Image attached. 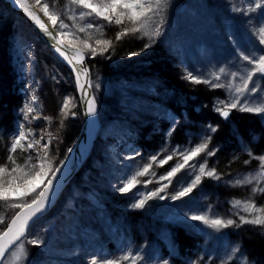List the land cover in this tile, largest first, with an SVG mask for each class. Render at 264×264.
Returning a JSON list of instances; mask_svg holds the SVG:
<instances>
[{
	"label": "rangeland",
	"instance_id": "1",
	"mask_svg": "<svg viewBox=\"0 0 264 264\" xmlns=\"http://www.w3.org/2000/svg\"><path fill=\"white\" fill-rule=\"evenodd\" d=\"M178 1L169 0L160 15L154 17L156 21L154 27L160 28V35L154 37L151 41L152 46L145 49L144 46L149 40L140 33L128 34L117 39V34L123 27L131 26L127 22L124 25L108 24L102 18L96 19L94 15L81 20L79 13L90 10L77 7L72 0H41V5L48 3L50 11L60 17L55 28L58 33H65L63 39L67 42L72 41L73 45L82 47L79 41L87 39L88 35L80 32L79 28L89 22L93 23V28L87 32L91 33L89 43L97 47L98 51L92 56L89 50H85L92 57V87L96 94L103 97L99 95L104 104V116L95 149L80 174L63 192L54 209L33 224L23 240L22 243L28 253L29 241L43 240V244L39 246L32 244L36 254L33 256L29 253L27 260L21 261V264H76L80 258L84 264H87V259L93 258H96L97 264H104L106 260H120V264H133L130 259H121L129 252L132 256L141 257L135 264H164L165 261L167 264H243L244 258L234 251L238 248L241 252V248L230 233L231 226L216 231L202 222L192 221L189 217L201 214L208 215L209 218H232L240 224V215H244L246 219H252L256 215L264 216V192L261 191L264 189V179H260L258 183L253 181L252 184L245 185L235 183L243 177L264 171L260 168L259 160V157L264 156V152H256L247 142V145H240L229 138L226 140L228 146L225 149L220 148L224 142L220 138L215 139L216 131L212 132L209 129L211 125L217 130V124L206 119L197 123L183 116L177 118L172 102L178 98L169 93L167 84L161 79L155 88L149 90H146V83L135 84L134 89L142 95L130 104L121 103L116 112L115 107H109L107 99L112 94L115 98L117 92L126 95L135 81L139 69L129 60L133 53L138 55L146 53L152 50L155 43L161 42L165 53L170 51L181 59V48L185 41H188L185 42L186 45H189V41L195 45L189 60L195 66V70L189 65H183L182 74L186 77L191 72L202 80H210L211 84L192 83L181 73L179 77L190 82L191 89H198L199 85H203L207 90L216 91L213 101L215 111L217 107H222L219 102L230 103L237 98L240 105L245 103L247 97L248 105L256 106L248 93L239 95L234 91L235 88L242 86L249 72L253 75L252 80L248 82V88L251 89L253 84H256L257 91L253 95H264L261 91L264 90V79L259 78L261 73L255 71L256 65L249 64L240 56V52L254 57L264 55V44L255 40V32L264 25V17L261 16L260 9L247 12L233 11L234 8L249 9L252 7V0H184L181 7ZM33 2L35 3V0ZM173 5H177V9L174 16H171L168 10ZM4 13H8V10L0 3V20L5 18ZM16 13L20 16L18 12ZM187 17L193 21L194 26L190 33H184L177 28V24ZM14 19L20 44L19 46L15 43L17 45L15 48L21 55L23 53L27 78L22 93L25 94V101L35 108L33 113L28 114L27 120L24 113L18 112L21 114L19 126L23 125L27 136V140L21 141L19 156L24 160L31 156L32 162L35 163L38 155L44 157L46 153L53 169L48 173L44 184L37 188V191H40L47 184V179H51L55 174V169L69 148L67 142L69 135L66 136V131L76 115H79L81 105L78 93H74L69 82L65 80V73L62 71L65 67L57 65L51 56L53 53L30 24L21 16ZM60 21L67 24L68 28L60 29ZM98 26H102L99 32L96 31ZM96 39L110 40L111 46L101 54L100 46L95 44ZM40 43L46 46L45 50L39 48ZM204 43L217 46V50L211 45L203 46ZM125 45L126 51L122 49ZM171 62L175 66L178 65ZM221 68L224 69L223 73L219 71ZM217 76L219 79H216ZM57 79L63 82L64 91L60 94L55 88ZM214 84H221L223 87L216 88L213 87ZM32 95L37 97L35 102L31 101ZM65 98H69L68 108L64 110L66 116L61 111ZM240 105L237 109L231 110L240 111ZM185 110L184 116L187 114ZM258 115L264 121V113ZM223 119L231 128L235 127L229 117ZM179 126L188 132L187 142L172 141V132ZM155 129L164 131L163 142L153 149L142 148L138 144L141 137L146 134L152 136L151 133ZM16 131L10 135L0 134V137L7 136L9 142L7 145L10 146ZM208 137L210 139H206ZM35 140H39L40 143L31 149L27 148V144ZM203 142H207L208 148L190 160L189 165H198L200 161H206V171L215 169L220 179L202 177L197 188L188 196L179 199L180 204L175 206L178 200H172L171 196L199 174L198 167L186 166L170 178L171 183L168 179L161 180L160 177L166 175L176 163L182 162L181 152L194 149ZM208 152L214 154L208 155ZM168 155H172L173 159L161 166L159 161ZM152 156H156L157 160L152 161ZM148 164L152 165L148 174L138 176L139 183L136 188L124 193L128 199L127 204L125 199L124 204L117 200L118 198L114 196L120 193L117 189L121 186L123 178L142 170ZM147 181L151 183H146ZM164 185H167V188L161 195L168 198L153 197L146 201L143 208L130 206ZM231 188L236 190L234 195L222 197V194L217 192V189L225 192ZM12 190L22 192L23 188L17 187ZM137 190L143 195L134 197L133 193ZM31 199L32 196H28L8 203L11 205L30 202ZM237 200L242 204L250 202L261 211L245 213L242 209L234 207ZM113 208L128 211L129 219L119 221L120 226L111 234V227L106 229L100 227L98 223L110 219L112 214L109 210ZM134 212H138L136 220L131 218ZM5 217L1 211L0 227L4 224ZM177 224L191 225L196 231L200 245L203 244L196 257L185 261L171 258V253H174L177 247L172 243L173 228ZM261 226L264 228V225ZM94 238H97V241H94ZM103 241L106 243L103 244ZM99 244L102 245L101 248H98ZM7 264H12L11 257Z\"/></svg>",
	"mask_w": 264,
	"mask_h": 264
},
{
	"label": "snow or ice",
	"instance_id": "2",
	"mask_svg": "<svg viewBox=\"0 0 264 264\" xmlns=\"http://www.w3.org/2000/svg\"><path fill=\"white\" fill-rule=\"evenodd\" d=\"M15 4L21 8L31 20L35 22L38 27L45 32L49 37H51L55 42L56 51L63 56L68 64L72 65L73 70L76 73V80L79 90L85 95H88V92L92 88L91 79L89 77V72L86 66H83L84 60V50L87 49L90 51L92 56L97 54V47H93L92 44L89 43V39L91 38V33H88V29L93 28V23L89 22L84 27H80V32H85L88 35L87 39H83L79 41V44L82 46L77 48L76 50H71L75 46L72 44V41H69L68 44H65L63 39H59L65 35V33L60 32L56 35L53 34L52 31L49 30V26L41 19V17L37 14L36 9L38 8L40 12L44 14L51 21V26L54 28L57 24V21L60 17L50 11V7L48 3H43L41 5V0H35V4H29L28 0H13ZM72 3L77 7L90 11H81L79 13V18L83 20L85 17L95 16L96 19H103L108 24L115 25H124L125 22L131 25L130 27L125 26L123 29L117 34V39L128 35V34H137L140 33L142 37H147L149 43L145 44V49L151 47V41L154 37L160 35V28L154 27L156 21L154 17L159 16L164 8L167 7L169 0H72ZM261 10V16L264 17V0H252V7L249 9H236L233 11H256ZM75 19V16L72 17ZM162 22V18H161ZM60 29L68 28V25L63 21H60L59 24ZM102 26H98L96 31L99 32ZM102 35V33H101ZM255 35L258 37V41L260 44H264V25L259 27ZM235 43V42H233ZM95 44L99 47V52L103 54V52L107 51L111 46L110 40L104 39H96ZM71 46V47H70ZM144 49H142L143 51ZM135 55V53H133ZM240 56L244 61H248L249 64L256 65L255 71L261 73L260 79H264V55H260L259 57H254L252 55H246L243 52H240ZM77 65H81V67H77ZM221 73L224 72V69L221 68L219 70ZM235 76V73L233 74ZM252 72H249L246 78H244V82L241 87H237L234 89L236 93L239 95H244L248 93V96L252 97L253 103L256 106H249L246 101L243 105H240L239 98L233 100L230 103H226L224 101L219 102L222 107H217L216 111L219 112L224 118H228L230 115L231 109H237L238 105H240L239 110L242 112L249 113H264V95H253L257 91V85L253 84L251 89L248 88V82L252 80ZM82 77L85 78L82 82ZM185 79L191 81L192 83L200 84H211L210 80H202L198 76H194L191 72H189ZM219 79V76L216 77ZM99 87V85H96ZM213 87L220 88L223 87L221 84H214ZM264 93V90H261ZM37 97L35 95L31 96V101L35 102ZM68 100L69 98H65V102L62 106V113L66 116L67 113L64 112L65 109L68 108ZM74 106V105H73ZM87 114L94 116L96 114V99L95 96L92 95L86 104ZM35 108L30 103H25L21 112L24 113V118L27 120L28 114L33 113ZM75 115V113H72ZM62 123V122H61ZM210 131H216L211 125H209ZM210 139V137L206 138ZM27 140V136L24 131L23 125L18 127L15 135L13 136L10 147H9V156L8 160L11 162V167L7 165H0V201L9 202L11 200H22L24 197L32 196L30 202L23 203H12L11 207L22 209L21 212L17 213L7 225L5 231L0 232V264H3L6 259V253L8 256L12 258V264H21V261L27 260V249L24 248L23 243L17 244L16 242L20 241L22 237L25 236L26 230L30 226V222L36 223L43 212L46 210L48 204L50 203V197L54 192L53 189V181L52 179H47V184L42 188V190L37 191V188L40 184H44V180L48 177V173L53 171L50 161L47 159V154L45 153L44 157H40L39 155L36 158V162H32V157L29 156L24 160L22 164L17 163L16 158L12 155L17 152L18 148H22L21 141ZM40 143L39 140H35L32 143L27 144V148L31 149L34 145H38ZM50 143V141H49ZM45 148L47 145L44 146ZM208 148L207 142H203L196 146L194 149H191L186 152H181L182 162L176 163L171 169L167 172L166 175L160 177L161 180L168 179L169 183H171V177H173L180 170L184 169L186 166L197 168L198 173L195 175L194 179L188 181L186 186L180 187L174 195L171 196L172 200H179L182 197L188 196L193 192L195 188L201 183V178L207 176L209 178H214L219 180L220 176L216 173L215 169H210L206 171V161H200L198 165H189V161L193 158L200 155ZM208 155H213V152H208ZM251 156V152H249ZM173 159L172 155H168L166 158L159 161L160 165H164ZM152 161H156L157 157L152 156ZM261 161L260 168L264 169V156L259 157ZM247 163V161H246ZM152 167L151 164H148L143 167L142 170L135 171L130 175H126L123 178L121 186L117 189L120 193H128L132 189L136 188L139 181L137 180L138 176H145L148 174L149 169ZM56 172H59L60 169H55ZM187 175V173H186ZM260 179H264V171H260L257 175H250L243 177L240 180L235 181L237 185H245L252 184L253 181L259 182ZM146 183H151V181H147ZM179 184V181L177 182ZM17 187L23 188V191H13L12 189H16ZM167 185H164L158 188L155 191H151L147 196H144L142 199L136 200L130 206L132 208H143L147 200L152 199L153 197H158L159 199H166L168 197L161 195L162 192L165 191ZM256 189H253L255 192ZM264 192V189H261ZM35 193V195H33ZM142 193L137 190L133 193V196H141ZM234 207L240 208L245 213H254L261 211V209H257L256 205L247 202L241 203V201L237 200L234 202ZM192 221L202 222L204 225L208 227L220 231L222 229H227L230 226H237V221L232 218H209L208 215L201 214H193L189 217ZM240 223L244 224H252V225H264V216L256 215L252 219H246L244 215L239 216ZM29 243L33 245H42L43 240H31ZM13 245H16V250L9 252V248ZM234 251H239V249H234ZM122 260L135 261L137 259H141L139 256H132L131 252L127 255H124ZM91 264H97L96 258L91 260ZM104 264H120V260H106ZM164 264H167L165 261ZM243 264H248L247 259H244Z\"/></svg>",
	"mask_w": 264,
	"mask_h": 264
},
{
	"label": "trees",
	"instance_id": "3",
	"mask_svg": "<svg viewBox=\"0 0 264 264\" xmlns=\"http://www.w3.org/2000/svg\"><path fill=\"white\" fill-rule=\"evenodd\" d=\"M183 2L184 0L178 1L180 7ZM0 3L8 10V13H4L5 18L0 20V60L3 59V61H0V134L10 135L17 130L20 124L21 114L18 112H21V109L26 103L25 94L22 93V91L26 87L27 78L24 70L23 53L21 55L20 51L13 47L15 46V43L20 46L18 32L14 23V18L17 19L20 16L14 11V9L10 8L2 0H0ZM176 9L177 5L171 6L168 10L169 14L174 16ZM181 24L182 26H180ZM177 28L184 33H190L191 30L194 29L193 21L187 17L177 24ZM255 40H258L257 36ZM224 41H226V37L224 38ZM185 42H183L181 48V59H179L177 54H172L170 51L165 53L161 42L155 43L151 51H147L146 53L139 55L138 53H135V55H133L129 60L130 62L133 61L132 65L135 64L139 69L137 77L132 83L131 88L127 91L126 95L117 92L115 94V98L114 94L107 98L109 101V107H115L116 112L121 103L130 104L134 100L138 99L142 93L134 89L135 84L146 83V90H149L150 88H155V85L161 79L167 84L169 93L171 95L174 94L176 98H178L174 99L172 102L175 111L177 112V118L183 116L185 119L189 121H195L197 123H200L203 121V119H206L217 124L218 128L215 133V139L220 138L224 142L220 148L225 149L228 146L226 140L229 138V140L231 139L235 141V143L239 142L240 145H247V143L250 144V146L256 152H264V121L260 115L238 110H231L229 118L232 120L233 124H235V127L231 128L228 122L223 119L224 117L220 113L216 112L213 108L214 97L215 94H217L216 91L207 90L203 85H199L198 89L189 88V85L191 84L184 79V74H182L184 69L182 66L189 65L195 70V66L189 62L191 59V54L194 52L195 45L190 41L189 45H186ZM205 44L209 46L211 45L209 43H204L203 46H205ZM246 44H249V42H246ZM211 46L217 50V46ZM125 47L126 45L122 48L124 51H126ZM39 48L45 50L46 46L43 43H40ZM51 56L57 65L62 67L63 64L55 57V55L52 54ZM90 56L91 55L87 53L88 63L91 67L93 61L92 57ZM170 60L177 63L178 65L175 66ZM62 71L65 73V80L69 82L70 89L74 93H77L76 81L75 77H73L74 75L66 67L63 68ZM180 73L184 78L179 77ZM55 88L57 93H63V82L61 79H57V85ZM94 94L99 104V116L101 118V122L103 123L104 104L101 99L102 96L99 94L101 96L100 97L95 93V91ZM183 101L185 102L186 110ZM184 110L187 113L186 116L183 115ZM82 123L83 113L79 107V115H76L74 121L70 123V126L66 131V136L69 135V139L67 140L69 148L62 160L66 157L69 150L75 144L80 134ZM164 127L166 126L164 125ZM151 134L152 136L147 134L143 135L139 140L138 144L142 146V148L153 149L158 147V145L163 142L165 136L163 130L155 129ZM187 137L188 132H186L185 128L182 126L177 127L171 135L172 141L177 143L187 142ZM6 138L7 136L0 137V165H7L8 167H11V162L8 160L10 146L7 145L9 142ZM12 155L16 158L17 163L22 164L24 162V159L19 156V148L17 149V152L13 153ZM79 174L80 172L74 176L73 181ZM217 192L221 193L222 197H225V195H234L236 190L231 188L225 192H222L220 189H217ZM114 197L118 198L117 200L121 201L123 204L125 203V200L126 204L128 202V199L124 193H119ZM180 202L181 201L178 200L175 203V206H178ZM19 209L20 208L11 207L8 202L0 201V210L6 216L4 224L0 227V232H3L7 228V225L10 223L11 219ZM109 212L112 214L110 219L100 221L98 224L100 227L106 229L111 227L110 233L113 234L115 229L120 226L119 221L129 219L127 217L128 211L125 209L118 211L117 208H113L110 209ZM137 214L138 212H134L131 218L136 220ZM92 231L94 232V229ZM230 233L235 237L239 247L241 248V252L238 251L237 254H240L241 257L247 259V261L251 262L252 264H264V228L261 225L240 223L237 224V226H231ZM93 240L97 241V238H94ZM22 242L23 240L20 243ZM105 243L106 242L103 241V244ZM172 243L174 247H177L175 252L171 253V258L175 259L176 261H185L187 259L196 257L203 246V244L200 245V239L196 236V231H194L192 226L188 224H177L174 226L172 233ZM27 245L30 249L29 253L34 256L36 254V250L33 248L31 243L28 242ZM101 246L102 245L99 244L98 248H101ZM14 250H16V246L10 252ZM9 259L10 256L7 255L3 264L5 262L7 264ZM86 263L91 264V260L87 259ZM76 264H84V262L80 258L77 260Z\"/></svg>",
	"mask_w": 264,
	"mask_h": 264
},
{
	"label": "water",
	"instance_id": "4",
	"mask_svg": "<svg viewBox=\"0 0 264 264\" xmlns=\"http://www.w3.org/2000/svg\"><path fill=\"white\" fill-rule=\"evenodd\" d=\"M4 2H6L14 10L18 11L19 14L24 18V20L27 21L33 27V29L39 34L41 39L50 48L53 54L73 73L75 80H76V73L73 70L72 65L68 64L67 60L63 56H61L59 52L56 51V47H55L56 42L51 37H49L45 32H43L38 27V25H36L35 22L31 20V18H29L24 11L21 8H19L17 4L13 2V0H4ZM28 3L34 5V3L31 0H28ZM36 11H37V14L41 17V19L49 26V30L52 31L54 35H56L58 33V30L55 27L53 28L51 26L50 20L47 17H45L44 14L39 11L38 8L36 9ZM59 39H63V37H59ZM63 41L65 44H68L66 40L63 39ZM74 46H75L74 48H71V50L73 51L76 50L77 48H80L79 46H76V45ZM83 66L87 67L88 72H89V77L92 83V71L87 61V55H86L85 50H84ZM77 67H81V65H77ZM84 79L85 78L82 77V82ZM76 86H77L78 95H79V98L81 99L82 107H83L84 122L82 125V130L77 139L76 144L74 145L72 150L69 152V154L66 156V158L61 162L60 166L58 167L60 171L55 172V174L51 178L53 181L54 192L50 197V203L48 204L46 210L43 212L41 217L45 215L46 213H48L54 207V205L57 203L58 199L60 198V195L63 192V190L69 185L73 177L83 168L87 160L90 158L93 152L95 143L97 139L99 138V134L101 131L102 125H101V120L99 117V105H98L97 100H96V114L94 116L87 114L86 104L88 102V99L92 95H94L93 87L88 92V95L85 96L79 90L78 85H77V80H76ZM21 211L22 209H19L17 213ZM33 224L34 223L30 222V226L26 230L25 236L22 237L21 240L26 237V235L28 234ZM20 241L16 243L18 244ZM14 246L15 245L11 246L8 251L10 252ZM6 256H7V253H6Z\"/></svg>",
	"mask_w": 264,
	"mask_h": 264
},
{
	"label": "bare ground",
	"instance_id": "5",
	"mask_svg": "<svg viewBox=\"0 0 264 264\" xmlns=\"http://www.w3.org/2000/svg\"><path fill=\"white\" fill-rule=\"evenodd\" d=\"M9 16H10V15H9ZM3 32H4V31H3ZM3 35H4V34H3ZM2 37H3V36H2ZM4 41H5V39H4ZM17 42H18V41H17ZM4 44H5V43H4ZM16 44H17V43H16ZM0 45H1V44H0ZM17 45H18V44H17ZM17 45H15V46H17ZM15 46H13V47L15 48ZM18 47H19V46H18ZM15 49H16V48H15ZM2 51H3V50H2ZM15 51H16V50H15ZM15 51H14V52H15ZM79 100H80V105H81V109H82V113H83L82 102H81V99H80V98H79ZM81 130H82V128H81ZM80 133H81V131H80ZM79 135H80V134H79ZM78 137H79V136H78ZM77 139H78V138H77ZM98 139H99V138H98ZM97 141H98V140H97ZM97 141H96V142H97ZM76 142H77V140H76ZM76 142H75V144H76ZM75 144H74V145H75ZM95 144H96V143H95ZM74 145L72 146V148L74 147ZM72 148L69 150V152L72 150ZM94 148H95V146H94ZM93 151H94V149H93ZM69 152H68V154H69ZM92 153H93V152H92ZM68 154H67V155H68ZM75 176H76V175H75ZM73 178H74V177H73ZM72 181H73V179H72ZM70 184H71V183H70ZM16 213H17V212H16ZM16 213H15V214H16Z\"/></svg>",
	"mask_w": 264,
	"mask_h": 264
}]
</instances>
